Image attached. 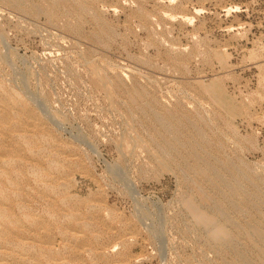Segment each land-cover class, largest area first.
<instances>
[{
	"label": "rangeland",
	"instance_id": "1",
	"mask_svg": "<svg viewBox=\"0 0 264 264\" xmlns=\"http://www.w3.org/2000/svg\"><path fill=\"white\" fill-rule=\"evenodd\" d=\"M0 210V264H264V0H0Z\"/></svg>",
	"mask_w": 264,
	"mask_h": 264
},
{
	"label": "bare ground",
	"instance_id": "2",
	"mask_svg": "<svg viewBox=\"0 0 264 264\" xmlns=\"http://www.w3.org/2000/svg\"><path fill=\"white\" fill-rule=\"evenodd\" d=\"M224 102V101H223ZM10 103V102H9ZM223 104H225V102L223 103ZM16 109V108H15ZM18 109V108H17ZM20 109V108H19ZM14 113V112H13ZM16 113V112H15ZM134 141H135V139H134ZM193 146V145H192ZM4 157V156H3ZM10 160H7V161H4L5 163H10L9 162ZM52 162V161H51ZM259 197V196H258ZM8 205V204H7ZM4 216H6L5 215V211L4 210H0V217L2 218V217H4ZM63 220V219H62ZM45 221V220H44ZM2 225V224H1ZM0 231H2V229H0ZM222 232V231H221ZM250 232V231H249ZM252 234H250V236H251ZM98 238H99V236H98ZM101 238V237H100ZM251 243V242H250ZM23 247H26V248H32L33 247V245L32 244H29V243H24V246ZM255 247V246H254ZM60 264H67L66 262H62V263H60Z\"/></svg>",
	"mask_w": 264,
	"mask_h": 264
}]
</instances>
